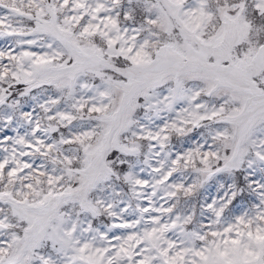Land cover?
Here are the masks:
<instances>
[{"label": "snow or ice", "instance_id": "1", "mask_svg": "<svg viewBox=\"0 0 264 264\" xmlns=\"http://www.w3.org/2000/svg\"><path fill=\"white\" fill-rule=\"evenodd\" d=\"M0 264H264V0H0Z\"/></svg>", "mask_w": 264, "mask_h": 264}]
</instances>
